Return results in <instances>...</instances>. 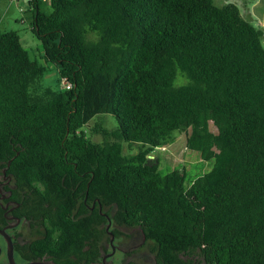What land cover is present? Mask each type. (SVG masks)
<instances>
[{"label":"trees","instance_id":"trees-1","mask_svg":"<svg viewBox=\"0 0 264 264\" xmlns=\"http://www.w3.org/2000/svg\"><path fill=\"white\" fill-rule=\"evenodd\" d=\"M27 1L46 65L0 28V228L21 219L18 257L102 264L110 218L157 264H264L262 31L215 0ZM50 65L66 91L37 101L31 80ZM106 114L118 126L91 141L83 127ZM177 130L215 160L188 188L150 158Z\"/></svg>","mask_w":264,"mask_h":264},{"label":"rangeland","instance_id":"rangeland-1","mask_svg":"<svg viewBox=\"0 0 264 264\" xmlns=\"http://www.w3.org/2000/svg\"><path fill=\"white\" fill-rule=\"evenodd\" d=\"M27 0H1L0 1V28L4 30H14L18 33L23 47L29 52L32 60L46 65L44 62V48L41 41L32 33L27 18ZM50 0H42L41 8L49 12L47 3ZM217 5L223 6L230 3L236 4L243 17L254 24L262 31V44L264 46V0H215ZM66 84L60 76L57 66L50 65L48 71L39 77H35L30 83V93L37 101H46L62 91H66ZM102 123L109 131H113L118 126L117 118L114 115H99L93 118L83 127L87 138L93 142H102V134L94 132L97 124ZM175 140L169 145L155 149L150 158L157 157L160 163V170L168 173L174 170L185 171V187L188 188L191 183L200 176L210 172L215 160H203L200 153L189 149L186 145V133L175 131ZM139 146H132L131 150L128 144H125V151L135 154ZM3 240V241H2ZM0 238L6 249L5 239Z\"/></svg>","mask_w":264,"mask_h":264},{"label":"flooded vegetation","instance_id":"flooded-vegetation-1","mask_svg":"<svg viewBox=\"0 0 264 264\" xmlns=\"http://www.w3.org/2000/svg\"><path fill=\"white\" fill-rule=\"evenodd\" d=\"M10 194H11L10 192L8 195L3 194L1 198L6 199L7 197L10 196ZM14 203L15 202L9 200L5 204V208H7L6 209L7 214L9 213L11 214L12 210L15 207ZM9 220L12 221L11 223H14L15 217L11 214L9 216ZM0 238L2 240L4 238L3 235L0 234ZM0 245L2 246V253L0 257H4L5 255L7 257L6 249L1 241H0ZM6 248H7V244H6ZM106 248L107 250L103 253L102 264H157L155 255L151 251L150 241L147 240L146 236L141 234L138 229L128 230L126 228H122V233L120 237L116 238L115 236L114 247L109 242L106 245ZM15 259L19 264L34 262V261H25L21 259L20 257H18L16 251H15ZM37 261L55 263L54 261H52V259H48V258H43L42 260H37Z\"/></svg>","mask_w":264,"mask_h":264},{"label":"water","instance_id":"water-1","mask_svg":"<svg viewBox=\"0 0 264 264\" xmlns=\"http://www.w3.org/2000/svg\"><path fill=\"white\" fill-rule=\"evenodd\" d=\"M20 223H21V219L18 218L16 222L11 223L4 228H0V234L3 235V237L6 241V244H7L6 254H7V259H8L9 264H19V263H17V261L15 259V249H14L13 238L11 237V235L8 233L7 230L17 227ZM111 225H112L111 219L109 218V224H108L107 230L109 231V234L111 236L110 243L114 247L115 234L112 231H110ZM1 253H2V246L0 245V255H1ZM24 264H56V263L34 261V262H28V263H24Z\"/></svg>","mask_w":264,"mask_h":264}]
</instances>
